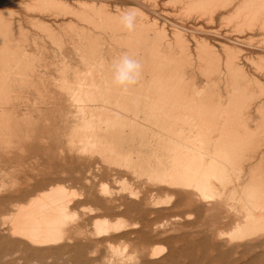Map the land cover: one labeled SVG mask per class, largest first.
I'll return each instance as SVG.
<instances>
[{
	"label": "rangeland",
	"instance_id": "obj_1",
	"mask_svg": "<svg viewBox=\"0 0 264 264\" xmlns=\"http://www.w3.org/2000/svg\"><path fill=\"white\" fill-rule=\"evenodd\" d=\"M35 1L0 0V15L2 14L0 16V120L8 119L9 134L11 135L4 137L0 134V174H2L0 175V219L1 216L13 212L20 205L26 204L33 196L45 190L52 181L54 184H63L69 191L76 192V196L72 201V210L75 212V218L67 223L66 228L67 230L74 227L78 228L81 235L76 238L78 243H75L74 246L64 243L62 246L67 247L66 250L63 247V249L57 248L46 252L27 251L23 255L21 249L7 240L6 236L3 235L4 233L0 230V247L2 248H0V264H64V262L65 264H73L72 262L75 260L74 264H236L237 262V264H263L264 228H257L256 224L249 223L250 235L241 239H233L230 236V232L236 224L247 225L249 218H258L256 217V212L264 211V207H260L264 206V204L261 205V202L258 205L257 202L252 204L255 199L251 195L249 186L250 184L255 188L258 187L256 191L261 187L264 188V65H261L264 64V53H261L264 52V49H262L264 48V29H262L264 27V0H227L228 3L224 0L223 2L227 5L230 3L228 5L229 8L224 11H219V5H216L215 2V4H212L201 0H159V5L158 0L155 2H152L154 0H147L144 5L148 9L149 4H156V15H149L150 17H145V11L134 3L115 2L114 4L118 5L117 9L121 11L137 9V12L135 11L137 13L136 27L131 33L123 29L119 18L114 19L115 21L113 20L115 25L111 23L112 26L109 25L111 26L110 28L107 25L112 21L106 20L104 17L103 19L101 18V20H104V22L102 21L103 24H101L99 23L101 21L100 17H93L95 14L55 16V14L59 15L62 13L61 9L57 10L55 7L53 9V7L50 8V6L45 5L47 9L45 12L44 6H41L42 1ZM56 1H66L70 3L69 5L73 9L76 7L71 4L74 3V0ZM164 1L168 4L167 8L162 5H167ZM185 3L187 4L184 5ZM33 5L39 7L37 10H43L45 13L44 15L42 14L43 18L37 14H31ZM204 5L208 6L209 12ZM171 6L173 7L171 8ZM212 6L215 9L217 8L218 11L214 10ZM8 8L10 9L9 13H5L6 10H9ZM183 8L186 10L184 11ZM109 9L111 12H114V9L116 10L114 6ZM210 9L214 14L213 16ZM2 10L3 13H1ZM56 10L58 11L57 13ZM189 10L194 11L190 12ZM163 13H166L168 17L164 16ZM199 13L202 14V17ZM139 14L141 16L143 14V16L140 17ZM169 14L171 16L174 14V16L171 17ZM185 14L186 16H183ZM196 14L199 15V18ZM26 15L28 18L42 19L46 24L37 23L35 20H27L25 19ZM176 15L177 18L175 17ZM207 16H210L211 19ZM51 17L55 18L52 19ZM95 18H98V21H95ZM155 18L157 21H155ZM207 19H210V21ZM95 22L98 23L96 24ZM150 22L153 24L151 25ZM173 22L174 25L182 27L183 30L186 29L183 31L185 32L184 35H182L184 37V45L185 47L187 46V50L184 52L172 46L168 48L163 41L161 42L160 39L156 40L155 33L151 32L154 28L158 31L162 27L167 36L166 40L171 42L172 35L168 28H170L169 25H173ZM207 22H210L208 26ZM198 26H200V29H198ZM201 29L204 31H201ZM211 29L215 32H211ZM191 30L193 31L191 32ZM230 32L235 35L232 33L229 35L228 33ZM188 33L190 37H188ZM243 33H245V36ZM204 34L206 37H204ZM195 38L204 43L205 48L208 49L207 51L210 50L209 52H211L213 58H211V61L207 56L205 57V52L195 50V42L193 40ZM248 43L251 45H248ZM238 44H243V47ZM262 45L263 47H261ZM224 48L226 49L224 50ZM241 48L244 50H241ZM238 50L240 52H237ZM241 52L242 54L240 55L239 53ZM124 53L139 60L142 64V73L138 83L130 87L127 92L112 83V63ZM244 56L247 57L244 58ZM230 57H234L233 60L232 58L230 60ZM260 57L261 59H259ZM213 60L215 63H211ZM227 60L228 62H226ZM231 61L238 64L237 72L231 69L232 67L229 64ZM250 61L253 65L249 63ZM259 66L261 67L258 69ZM240 67L242 71L239 69ZM91 68L92 70L96 69L93 70L92 75L95 83L103 85L101 78L108 77L106 78L108 80L106 86H108L109 90L105 91L106 89L103 90L100 86V93L102 94H97V91H94L92 97H94L95 102H84L85 100L83 102L72 101L70 95L71 91L76 89L77 78ZM251 69L256 73L254 74ZM164 76H170L172 82L178 85V96H175L177 102L185 103L190 100H198L197 102L202 104V107L197 110L200 113H204L207 120L211 116H215L219 121L221 120L220 122L217 121L216 125L210 124L209 126L201 127L204 133L203 144L200 148L203 149L204 154L208 153L211 155L215 144L223 147L229 145L224 139L225 129L233 131L237 135H246V138L230 143L233 151L231 156H227L228 162H223L224 168L216 171H206L205 175H208L211 190L213 191L211 194L200 192L193 183L188 186L177 185L176 188L170 189L164 186L165 189L164 187H159L162 183L154 181L152 177L163 168L170 165L174 167L175 163L169 162V158L174 159L176 156L167 151L171 148L169 142H184L187 140L184 137L192 130L190 125L185 122L169 126L162 125L153 109H150V105L156 101V92L153 88L156 86L157 80L162 79ZM86 79L88 81V78ZM193 89H199L198 97L193 93L194 91L192 92ZM89 92L87 93L89 94ZM100 103L102 104L101 107L104 108L100 109V107H97L100 106ZM109 109L111 110L109 111ZM114 110L115 112H113ZM82 112L84 115L86 113L85 116L100 117L102 121H105L94 122L93 124L94 126L103 127L95 130V133L99 136L98 141L102 145L91 149L92 151H99V148L100 151L105 152L101 156L96 153L80 151L82 149H80L81 146L78 143L83 141L81 136L86 133V131L79 128L82 124ZM124 116L126 117L124 118ZM130 118L132 119L130 120ZM137 123L138 125H135ZM15 126L19 128L18 132L15 131ZM105 127L107 128L105 129ZM117 130L118 132H116ZM72 131H74V134ZM10 132L17 137H13ZM120 132L124 133V138L113 139L110 137V135ZM171 133L182 135L184 133L185 136L183 135L182 138H180L181 136L171 137ZM145 135L147 136L145 137ZM140 136L143 142L140 140ZM217 136L218 139L216 140ZM6 141H11V144L9 143V147L3 150L5 146L3 144ZM38 141L40 142L38 143ZM26 144L30 148H26L28 147ZM37 145L39 146L38 148H36ZM50 146L52 150L49 149ZM46 148L47 151L45 150ZM37 149L40 151L39 153ZM109 149L113 152H109ZM142 149L146 152H143ZM18 154L25 158L18 157ZM67 156L70 157L68 158ZM47 157H49V161ZM58 157H60V162ZM75 157H77V161ZM43 158L44 160H42ZM65 158L70 160L69 163ZM203 158L205 163L210 161L207 155H203ZM92 159L94 160L90 161ZM100 159H109L110 161L104 163ZM96 160L98 163L95 162ZM23 161H25L26 165L28 163V167L23 165ZM149 162L150 166H148ZM61 163H63V166H61ZM55 164L56 167L54 166ZM74 164H76V167H74ZM29 165L32 168H29ZM67 166L70 168L64 169ZM92 166L93 168L97 166L98 170L97 168L93 169ZM58 168L61 170L59 171ZM146 168L148 169L146 170ZM51 173L52 176H50ZM67 174L68 177H66ZM213 174L215 176H211ZM104 185L106 193H103L101 189ZM26 190L29 192H26ZM135 190L136 192H134ZM173 191L175 194L180 193V195L176 197L175 194H172ZM122 195L127 196L125 197L126 199ZM179 196L181 199H179ZM260 196L264 198L263 195ZM142 197L144 200L141 199ZM262 197L260 198L262 199ZM260 198L259 200H261ZM125 208L128 209L125 210ZM96 217H105L110 222L119 221L122 227L118 231L111 232L108 237L97 240L90 234L92 232L90 223ZM108 243L111 244L113 249H110ZM82 246L84 247L82 248ZM123 247H125V250ZM158 248L162 249L160 256L154 259L151 258L152 252L150 251ZM219 250L220 252H218ZM16 251L17 253H15ZM18 251L22 253L20 252L19 255ZM48 253L54 254L53 257ZM30 255L31 257H29ZM46 255L47 257H45ZM245 255L247 256L245 257ZM152 260L154 262H150ZM90 261L91 263H89Z\"/></svg>",
	"mask_w": 264,
	"mask_h": 264
},
{
	"label": "bare ground",
	"instance_id": "obj_2",
	"mask_svg": "<svg viewBox=\"0 0 264 264\" xmlns=\"http://www.w3.org/2000/svg\"><path fill=\"white\" fill-rule=\"evenodd\" d=\"M38 0H36L35 2H37ZM40 2H41V6H44V8H45V5H47L48 7L50 6V8L51 7H53V9H54V7H55V9H57V10H59V9H61V11H62V13L61 14H59V15H56L55 14V16H65V15H74V14H95L93 17H100V20H101V18L103 19V17L107 20V19H109V21H112V22H105V23H107L108 25H107V27H110L111 28V23L112 24H114L115 25V20H116V18H119V16H120V14H121V10H119V9H117V7H118V5L117 4H114L115 2L117 3V2H119V1H125L126 3H134V4H136V5H138L139 7H141L144 11H145V17L146 16H148V17H150L151 15H153V16H155L156 15V12H155V9H156V4L155 3H153V4H149V9L147 8V7H145V3L147 2V0H74L73 2L74 3H71V4H73V5H75L76 7H74V9L72 8V6H70L69 4L70 3H68V2H61V1H56V0H39ZM156 0H154V1H152V2H155ZM195 1V0H194ZM201 1H207V2H210V3H216V5H219L218 6V8H219V11H224V10H226L227 8H229V4L227 5L226 3H224L223 1L224 0H201ZM227 3H228V1L227 0H225ZM158 2H159V5H160V1L158 0ZM165 2V1H164ZM185 2V1H184ZM198 2V1H197ZM157 3V2H156ZM163 3V2H162ZM161 3V4H162ZM166 4H167V2H165ZM174 3H175V1H174ZM173 3V4H174ZM183 3V2H182ZM193 3V2H192ZM214 3V4H215ZM219 3V4H218ZM240 3H241V1H240ZM30 4V3H29ZM34 4H37V3H34ZM187 3H185L184 5H186ZM205 4V3H204ZM147 5V4H146ZM157 5H158V3H157ZM162 5H164V6H166V8H167V6H168V4L167 5H165V4H162ZM172 5V4H171ZM203 5V4H202ZM208 5H209V3H208ZM7 6V5H6ZM29 6V5H28ZM113 7L114 6V8H116V10L114 9V12H111L110 11V9L109 8H111V7ZM131 6V5H130ZM174 6V5H173ZM173 6H171V8L173 7ZM189 6H191V5H189ZM193 6V5H192ZM204 6H206V5H204ZM214 6V5H213ZM212 6V7H213ZM12 7V6H11ZM24 7V6H23ZM33 7V10H31L32 12H31V14H37L39 17H41V18H43V15L45 14L44 12H43V10H37L39 7L36 5V6H32ZM138 7V8H139ZM159 7V6H158ZM163 7V6H162ZM170 7V6H169ZM200 7H201V5H200ZM207 8H208V6H206ZM209 7H211V6H209ZM232 7H234V6H232ZM255 7V6H254ZM7 8V7H6ZM160 8V7H159ZM164 8V7H163ZM188 8V7H187ZM202 8V7H201ZM9 9V8H8ZM49 9V8H48ZM131 9V8H130ZM133 9H135V8H133ZM132 9V10H133ZM170 9V8H169ZM184 9V8H183ZM191 9V8H190ZM204 9V8H203ZM212 9V8H211ZM211 9H210V12H211ZM213 9L214 10H217V8L215 9L214 7H213ZM213 9H212V11H213ZM5 10V9H4ZM23 10V9H22ZM27 10V9H26ZM37 10V11H36ZM46 8H45V12H46ZM50 10V9H49ZM52 10V9H51ZM56 10V13L58 12ZM77 10H79L78 12H77ZM126 10V9H125ZM137 10V9H136ZM136 10H134V11H136ZM166 10V9H165ZM186 9H184V11H185ZM205 10H206V8H205ZM209 10V8L207 9V11ZM234 10H236L235 8H234ZM9 11H10V9L7 11H5V13L6 12H8L9 13ZM54 11V10H53ZM124 11V10H123ZM162 11V10H161ZM171 11V10H170ZM181 11H182V9H181ZM190 12L192 11H194V10H189ZM188 11V12H189ZM218 11V10H217ZM12 12H13V10H12ZM25 12V11H24ZM28 12H29V10H28ZM35 12H38V13H35ZM48 12V11H47ZM51 12V11H50ZM55 12V11H54ZM54 12H53V15H54ZM137 12V11H136ZM169 12V11H168ZM176 12H177V10H176ZM195 12H196V10H195ZM209 12V11H208ZM207 12V13H208ZM264 12V11H263ZM1 13H3V10H2V12ZM7 13V14H8ZM52 13V12H51ZM141 13V12H140ZM148 13V14H147ZM162 13V12H161ZM177 13H179V12H177ZM205 13V12H204ZM212 13V12H211ZM213 13H214V11H213ZM212 13V16L215 14H213ZM220 13V12H219ZM27 15H28V13H26ZM43 14V15H42ZM159 14V13H158ZM164 14V13H163ZM182 14V13H181ZM188 14V13H187ZM192 14V13H191ZM201 13H199V15H200ZM263 14V13H262ZM2 15V14H1ZM0 15V16H1ZM5 15V14H4ZM27 15H26V18L25 19H27V20H35L37 23H42V24H46V22L45 21H43L42 19V21L39 19V18H32V17H27ZM92 15H90V16H92ZM140 15V17H142L143 16V14H142V16H141V14H139ZM138 15V16H139ZM150 15V16H149ZM161 15V14H160ZM166 15V13L164 14V16ZM170 15V14H169ZM197 15V14H196ZM199 15H197V17L199 18ZM205 15H207V14H205ZM210 15V14H209ZM10 16V15H9ZM23 16V15H22ZM167 16V15H166ZM171 16V15H170ZM169 16V17H170ZM172 16H174V14H172ZM171 16V17H172ZM179 16H180V14H179ZM183 16H186V14L185 15H183ZM201 17H202V14L200 15ZM211 16V15H210ZM210 16H207V17H209L210 18ZM211 16V17H212ZM220 16V15H219ZM86 17V16H85ZM92 17V18H93ZM157 17V16H156ZM161 17H163V16H161ZM168 17V16H167ZM166 17V18H167ZM176 18H177V15L175 16ZM196 17V16H195ZM52 18V17H51ZM55 18V17H54ZM54 18H52V19H54ZM90 18V17H89ZM98 18H95V21L98 19ZM165 18V19H166ZM182 18H184V17H182ZM188 18V17H187ZM190 18V17H189ZM204 19H205V17H203ZM115 19V20H114ZM151 19V18H150ZM154 19V18H153ZM156 19V18H155ZM211 19V18H210ZM210 19H207L208 21H210ZM218 19H220V18H218ZM47 20V19H46ZM51 20V19H50ZM99 20V21H100ZM114 20V21H113ZM152 20V19H151ZM164 20V19H163ZM175 20V19H174ZM177 20V19H176ZM180 20H182V19H180ZM184 20H185V18H184ZM199 20V19H198ZM201 20H202V18H201ZM206 20V19H205ZM1 21V20H0ZM19 21V20H18ZM98 21V20H97ZM104 22V20H101L99 23H101V24H103V22ZM154 21V20H153ZM155 21H157V19L155 20ZM166 21V20H165ZM186 21V20H185ZM192 21V20H191ZM195 21V20H194ZM197 21V20H196ZM212 21V20H211ZM171 22V21H170ZM200 22V21H199ZM203 22H204V20H203ZM96 23V22H95ZM98 23V22H97ZM96 23V24H97ZM117 23V22H116ZM156 23V22H155ZM181 24H183L182 22H180ZM186 23V22H185ZM194 23H196V22H194ZM197 23H198V21H197ZM210 22H207V26H208V24H209ZM54 24V23H53ZM118 24V23H117ZM150 24H151V22H150ZM153 24V23H152ZM151 24V25H152ZM164 24V23H163ZM162 24V25H163ZM166 24V23H165ZM188 24V23H187ZM190 24V23H189ZM109 25H111V26H109ZM149 25V24H148ZM161 25V24H160ZM200 25H201V23H200ZM205 25H206V23H205ZM247 25V24H246ZM257 25V24H256ZM56 26V25H55ZM98 26V25H97ZM119 26V25H118ZM145 26V25H144ZM150 26V25H149ZM156 26V25H155ZM165 26V25H164ZM163 26V27H164ZM170 26V28H168L169 30H170V33H171V35H172V41L171 42H168L166 39H167V36H166V34H165V31H164V29L161 27L158 31H156V29L154 28V30L152 29L151 30V32L152 33H155V39L157 40V39H160V41L162 42H164L167 46H168V48H170V46H172V47H175V48H178L179 50H183V52L185 51V50H187V46L185 47V45H184V37H182V35H184V33L185 32H183V31H185V30H183V28L182 27H179V26H177L176 24L174 25V22H173V25H169ZM168 26V27H169ZM184 26V25H183ZM210 26V25H209ZM254 26V25H253ZM259 26V25H258ZM261 26V25H260ZM259 26V27H260ZM264 26V25H263ZM18 27V26H17ZM93 27V26H92ZM115 27V26H114ZM188 27H190V25H188ZM192 27V26H191ZM195 27H196V25H195ZM202 27V26H201ZM206 27V26H205ZM258 27V28H259ZM262 27V26H261ZM151 28H153V27H151ZM150 28V29H151ZM187 28V27H186ZM167 29V30H168ZM195 29V28H194ZM198 29H200V26H198ZM206 29V28H205ZM238 29H240V28H238ZM262 29H264V27L262 28ZM148 30V29H147ZM208 30V29H207ZM212 30V29H211ZM150 31V30H149ZM193 30H191V32H192ZM198 31V30H197ZM201 31H204V30H202L201 29ZM200 31V32H201ZM206 31V30H205ZM210 31V30H209ZM236 32H237V30H235ZM234 31V32H235ZM260 31V30H259ZM263 31V30H262ZM113 32H114V28H113ZM190 32V33H191ZM211 32H215L214 30H212ZM218 32V31H217ZM220 32V31H219ZM235 32V33H236ZM240 32H242V31H240ZM243 32H245L244 30H243ZM234 34L233 32H230V33H228L229 35L230 34ZM237 33H239V32H237ZM236 33V34H237ZM248 33V32H247ZM252 33V32H251ZM189 34V33H188ZM217 34V33H216ZM226 34V33H225ZM242 34V33H241ZM245 33H243V35H244ZM153 35V34H152ZM186 35V34H185ZM193 35H194V33H193ZM198 35V34H197ZM196 35V36H197ZM201 36H202V34H200ZM218 35V34H217ZM227 35V34H226ZM226 35H224V36H226ZM228 35V36H229ZM235 35V34H234ZM238 35V34H237ZM150 36V35H149ZM192 36V35H191ZM212 36V35H211ZM220 36V35H219ZM245 36V35H244ZM188 37H190V34H189V36ZM200 37V36H199ZM204 37H206L205 36V34H204ZM210 37V36H209ZM212 37H214V36H212ZM212 37H211V39H212ZM216 37V36H215ZM237 37V36H236ZM187 38V37H186ZM197 38V37H196ZM196 38L195 39H193L194 40V42H195V50L196 51H202V52H205V57L207 56V58L208 59H210V61H211V58H212V55H211V52H209V51H207L208 49L207 48H205L206 46L204 45V43L203 42H201L200 40H196ZM200 38H202V37H200ZM220 38V37H219ZM218 38V39H219ZM224 38V37H223ZM242 38V37H241ZM188 39V38H187ZM225 39V38H224ZM228 39V38H227ZM239 39V38H238ZM243 39V38H242ZM246 39V38H245ZM260 39V38H259ZM152 40V39H151ZM186 40V39H185ZM189 40V39H188ZM232 40V39H231ZM244 40V39H243ZM242 40V41H243ZM207 41H208V39H207ZM263 41V40H262ZM153 42V41H152ZM155 42V41H154ZM159 42V41H158ZM205 42V41H204ZM210 42H212V41H210ZM224 42V41H223ZM264 42V41H263ZM237 43V42H236ZM241 43V42H240ZM133 44V43H132ZM141 44V43H140ZM161 44V43H160ZM185 44H186V42H185ZM191 44V43H190ZM194 44V43H193ZM228 44V43H227ZM246 44V43H245ZM250 43H248V45H249ZM126 45V44H125ZM162 45V44H161ZM187 45V44H186ZM240 47L243 45H241V44H238ZM251 45V44H250ZM165 46V45H164ZM208 46V45H207ZM211 46V45H210ZM237 46V45H236ZM235 46V47H236ZM246 46V45H245ZM244 46V47H245ZM257 46V45H256ZM129 47V46H128ZM162 47V46H161ZM171 47V48H172ZM221 47H222V45H221ZM225 47V46H224ZM238 47V46H237ZM243 47V46H242ZM247 47V46H246ZM245 47V48H246ZM259 47V46H258ZM261 47H263V45L261 46ZM148 48V47H147ZM157 48V47H156ZM163 48V47H162ZM165 48H167V47H165ZM208 48H210V47H208ZM229 48H231V47H229ZM247 48H249V47H247ZM139 49V48H138ZM158 49V48H157ZM210 49H213V48H210ZM226 48H224V50H225ZM240 49V48H239ZM243 48H241V50H242ZM251 49V48H250ZM253 49V48H252ZM262 49H264V48H262ZM168 50V49H167ZM222 50V49H221ZM244 50V49H243ZM247 50H249V49H247ZM256 50V49H255ZM138 51V50H137ZM230 51V50H229ZM259 51V50H258ZM257 51V52H258ZM135 52V51H134ZM214 52V51H213ZM212 52V53H213ZM224 52V51H223ZM227 52V51H226ZM235 52V51H234ZM237 52H240L239 50L237 51ZM260 52V51H259ZM132 53V52H131ZM182 53V52H181ZM195 53H197V52H195ZM228 53V52H227ZM231 53H232V51H231ZM253 53V52H252ZM261 53H264V52H261ZM135 54V53H134ZM161 54V53H160ZM226 54V53H225ZM230 54V53H229ZM235 54H236V52H235ZM240 55L242 54V52L241 53H239ZM249 54V53H248ZM256 54V53H255ZM136 55V54H135ZM198 55V54H197ZM201 55V54H200ZM236 55H238V54H236ZM236 55H235V57H236ZM246 55V54H245ZM151 56V55H150ZM217 56V55H216ZM230 56H231V54H230ZM233 56H234V53H233ZM248 56V55H247ZM247 56H244V58H246ZM141 57V56H140ZM202 57V56H201ZM228 57V56H227ZM239 57V56H238ZM238 57H237V59H238ZM243 57V56H242ZM241 57V58H242ZM262 57V56H261ZM261 57L259 58V59H261ZM231 58L232 57H230V60H231ZM234 58V57H233ZM233 58H232V60H233ZM263 58V57H262ZM158 59V58H157ZM202 59H203V57H202ZM205 59V58H204ZM213 59V58H212ZM225 59V58H224ZM257 59V58H256ZM226 60V59H225ZM248 60V59H247ZM246 60V61H247ZM203 61H205V60H203ZM216 61V60H215ZM219 61V60H218ZM241 61V60H240ZM243 61V60H242ZM244 61H245V59H244ZM225 62V61H224ZM226 62H228V60L226 61ZM225 62V63H226ZM248 62V61H247ZM84 63H85V60H84ZM210 63V62H209ZM211 63H215L214 62V60H213V62H211ZM210 63V64H211ZM237 63V62H236ZM241 63V62H240ZM245 63V62H244ZM250 64H252V62L250 61L249 62ZM224 64V63H223ZM229 64H230V66L232 67H230L231 69H233V70H236V72L238 71V64H235V62H229ZM228 64V65H229ZM246 64V63H245ZM86 65V64H85ZM227 65V66H228ZM249 65V64H248ZM253 65V64H252ZM261 65H264V64H261ZM86 66H88V65H86ZM227 66H225V67H227ZM243 66V65H242ZM251 66V65H250ZM261 66H259L258 67V69L260 68ZM248 68H249V66H248ZM255 68V67H254ZM101 69V68H100ZM226 69V68H225ZM240 70H241V67L239 68ZM243 69V68H242ZM93 70H96L95 68L93 69ZM93 70H92V68L91 69H87L85 72H83L82 74H81V76L80 77H78L77 78V85H76V89L75 90H73V91H71L72 93H71V95H70V98H71V100L72 101H74V102H83L84 100V102H86V101H88V102H95V99H94V97H92V94L94 93V91H97V94H102V93H100V91H101V89H100V86H101V88L103 89V90H105V91H108L109 90V88H108V86H106L107 84H108V80L106 79V78H108V77H106V78H104V77H102V76H100V77H102L101 78V83H103V85H100V84H97V83H95V81H94V79H93ZM227 70V69H226ZM230 70V69H229ZM232 70V71H233ZM239 70V71H240ZM252 70V69H251ZM242 71V70H241ZM253 71V70H252ZM257 71V70H256ZM218 72V71H217ZM227 72V71H226ZM235 72V73H236ZM254 72V74L256 73L255 71H253ZM258 72V71H257ZM81 73V72H80ZM80 73H79V75H80ZM99 73H100V71H99ZM102 73V72H101ZM262 73V72H261ZM239 74H240V72H239ZM238 74V75H239ZM250 74V73H249ZM102 75V74H101ZM226 75V74H225ZM263 75V74H262ZM218 76V75H217ZM224 76V75H223ZM241 76V75H240ZM257 76H258V74H257ZM264 76V75H263ZM179 77V76H178ZM260 77V76H259ZM76 78V77H75ZM86 78H88V81H87V79ZM241 78V77H240ZM245 78H247L246 76H245ZM255 79V78H254ZM111 80V79H110ZM229 80V79H228ZM177 81V80H176ZM232 81V80H231ZM250 81H252V80H250ZM254 81V80H253ZM261 81V80H260ZM263 81V80H262ZM247 82H248V80H247ZM150 83V82H149ZM236 83V82H235ZM66 87V86H65ZM177 88H178V85L177 84H174L173 82H172V80H171V77L170 76H164L162 79H159V80H157V84H156V86L153 88L154 89V91L156 92V101H154V103H152L151 105H150V109L152 110L153 109V111H154V113H155V115L156 116H158V119H159V121H160V123L162 124V125H167V126H169V125H175V124H178V123H183V122H185V123H188L189 125H190V128L192 129L186 136L184 135V133H183V135L185 136L184 138H186L187 140H185L184 142H180V143H175V142H169V146H171V148L170 149H168L167 151L168 152H170V153H173L176 157L174 158V159H172V158H169V162H174L175 163V165H174V167H172L171 165L170 166H168V167H166V168H163V169H159L160 171H159V173L158 174H154V176H152L153 177V179H154V181H156V182H158V183H162V185L161 186H159V187H167V189L169 188H176V186L177 185H183V186H188V185H190L191 183H193V184H195L194 186L200 191V192H202V193H205V194H211V193H213V191L211 190V185H210V182H209V180H208V178L209 177H207L208 175H205V173H206V171L207 172H209V171H216V170H219V169H221V168H224V165H222L223 164V162H228V158H227V156H231V153H232V151H233V148H232V146H231V142H234V141H236V140H240V139H244V138H246V135H243V136H241V135H237L235 132H231L230 130H226L225 129V132H224V134H225V136H224V139H225V142H228L229 143V147L228 146H219V145H216L215 144V148H214V151H213V153L210 155V154H208V153H205L204 154V152L202 151L203 149H201L200 147H201V145L203 144V141H202V138H203V131L201 130V127H205V126H209L210 124H212V125H216V123H217V121H219V119H217L215 116H211L208 120L206 119L207 117L204 115V113H200L197 109H199L200 107H202V104H200L199 102H197V101H195V100H190V101H188V102H177L176 101V95L178 94V90H177ZM69 90V89H68ZM90 91V92H89ZM194 91V92H193ZM70 92V91H69ZM87 92H89V94L87 93ZM147 92V91H146ZM192 92L196 95V97H198L199 95V89H193L192 90ZM202 93V92H201ZM10 95V94H9ZM96 95V94H95ZM136 96V95H135ZM178 96V95H177ZM14 97V96H13ZM60 97V96H59ZM106 97V96H105ZM193 97V96H192ZM141 98V97H140ZM194 98V97H193ZM16 99V98H15ZM179 99V98H178ZM108 101V100H107ZM13 102V101H12ZM52 102V101H51ZM50 102V103H51ZM73 102V103H74ZM120 102V101H119ZM102 103V102H101ZM100 103V106H97V107H100V109L101 108H104V107H101V104ZM92 104V103H91ZM91 104H89V105H91ZM105 104H106V102L104 103V106H105ZM111 104V103H110ZM85 105H88V104H85ZM97 105V104H96ZM130 105H132V104H130ZM52 106V105H51ZM70 106V105H69ZM76 106H78V105H76ZM134 106V105H133ZM4 107V106H3ZM53 107V106H52ZM72 107V106H71ZM82 107H83V105H82ZM85 107V106H84ZM92 107H94V106H92ZM91 107V108H92ZM216 107V106H215ZM1 108H2V106H1ZM78 108V107H77ZM109 108V107H108ZM108 108H106V109H108ZM88 109H89V106H88ZM132 109V108H131ZM71 110H72V108H71ZM111 109H109V111H110ZM69 111V110H68ZM88 111V110H87ZM117 111V110H116ZM84 112V111H83ZM83 112H82V114H83ZM95 112V111H94ZM113 112H115V110L113 111ZM134 112V111H133ZM98 113V112H97ZM106 113V112H105ZM118 113V112H117ZM122 113V112H121ZM73 114V113H72ZM107 114V113H106ZM67 115H68V113H67ZM85 115H86V113H85ZM84 114H83V116H82V118H81V116H80V118H81V122H82V124H81V126L79 127V128H81L83 131H86V133H84V134H82V136H81V138L83 139V141H81V142H79L78 143V145L79 146H81V148L80 149H82V150H80L81 152H90V153H96L98 156H101V155H103V153H105V152H103V151H100V149L98 148V150L99 151H92L91 149L93 148V147H97V146H100V145H102V143L101 142H99L98 141V138H99V136L95 133V130H99V129H102L103 127L102 126H94L93 124H94V122H98V123H100V122H105L104 120L102 121V118H100V117H98V118H92V116H90V115H88V116H85ZM124 115H126V114H124ZM150 115V114H149ZM25 116V115H24ZM120 116H122V114H120ZM68 117V116H67ZM66 117V118H67ZM126 116H124V118H125ZM130 117V116H129ZM140 117V116H139ZM132 118H130V120H131ZM70 120V119H69ZM106 120V119H105ZM117 121V120H116ZM127 121V120H126ZM136 121H138V120H136ZM221 121V120H220ZM219 121V122H220ZM133 122V121H132ZM78 123V122H77ZM125 123H127V122H125ZM157 123V122H156ZM8 119H5V120H0V134H1V136H7V135H10L9 134V128H8ZM73 124V123H72ZM115 124V123H114ZM118 124V123H117ZM128 124H129V122H128ZM135 125H138V123L137 124H135ZM219 125V124H218ZM114 126V125H113ZM115 126H116V124H115ZM124 126V125H123ZM140 126V125H139ZM177 126V125H176ZM72 127V126H71ZM76 127V126H75ZM102 127V128H101ZM122 127V126H121ZM142 127H144L143 125H142ZM178 127V126H177ZM7 128H8V130H7ZM15 128V131L16 132H18V127L17 126H15L14 127ZM66 128V127H65ZM107 127H105V129H106ZM124 128V127H123ZM127 128H129V127H127ZM134 128V127H133ZM152 128V127H151ZM6 129V130H5ZM73 129V128H72ZM115 129V128H114ZM147 129V128H146ZM149 129V128H148ZM180 129H182V128H180ZM74 130V129H73ZM125 130V129H124ZM131 130V129H130ZM176 130V129H175ZM184 130H185V128H184ZM63 131H64V129H63ZM121 131V130H120ZM152 131H153V129H152ZM73 132V134H74V131H72ZM101 132V131H100ZM116 132H118V130L116 131ZM145 132V131H144ZM148 132V131H147ZM10 133H12V132H10ZM70 133V132H69ZM103 133H104V131H103ZM111 133H112V131H111ZM13 134V133H12ZM61 134H62V132H61ZM68 134V133H67ZM77 134V133H76ZM100 134V133H99ZM144 134V133H143ZM51 135V134H50ZM70 135V134H69ZM107 135H109V134H107ZM149 135V134H148ZM162 135V134H161ZM183 135L182 134H174V133H171V137L172 136H174V137H178V136H181L180 138H182L183 137ZM11 136V135H10ZM13 137H17L15 134H13L12 135ZM76 136V135H75ZM131 136H132V134H131ZM147 135H145V137H146ZM32 137V136H31ZM52 137H53V135H52ZM74 137V136H73ZM77 137V136H76ZM110 137L111 138H113V139H122V138H124L125 137V135H124V133L123 132H120V133H115V134H112V135H110ZM143 137V136H142ZM55 138H57V137H55ZM128 138V137H127ZM162 138H163V136H162ZM165 138V137H164ZM169 138V137H168ZM179 138V139H180ZM81 139V140H82ZM103 139H104V137H103ZM132 139H133V137H132ZM134 139H135V137H134ZM150 139V138H149ZM156 139V138H155ZM218 139V136L216 137V140ZM71 140H72V137H71ZM137 140V139H136ZM140 140H141V136H140ZM145 140V139H144ZM50 141H51V139H50ZM52 141H54V140H52ZM56 141H57V139H56ZM61 141V140H60ZM142 141V140H141ZM149 141V140H148ZM174 141V140H173ZM40 141H38V143H39ZM130 142V141H129ZM143 142V141H142ZM150 142V141H149ZM178 142V141H177ZM9 143L11 144V141L9 142V141H6L4 144H3V146H4V148H3V150H6L7 149V147H9ZM30 143V142H29ZM38 143H35V144H38ZM48 144H50V143H48ZM127 144V143H126ZM129 144H133V143H129ZM28 147H26V148H30L29 147V145L28 144H26ZM26 145H24V146H26ZM39 145V144H38ZM37 145V147L36 148H38L39 146ZM51 146H52V144H50ZM67 145V144H66ZM121 145V144H120ZM135 145V144H134ZM134 145H132V146H134ZM136 145H138V144H136ZM35 146V145H34ZM51 146H50V148L49 149H51L52 150V148H51ZM71 146H72V144H71ZM32 147V146H31ZM52 147H55V146H52ZM60 147V146H59ZM138 147V146H137ZM145 147V146H144ZM34 148V147H33ZM152 148V147H151ZM169 148V147H168ZM35 149V148H34ZM59 149V148H58ZM57 149V150H58ZM65 149V148H64ZM64 149H61V150H64ZM139 149V151L141 150L140 149V147L138 148ZM41 150H43V149H41ZM46 151H47V148L45 149ZM61 150H59V151H61ZM143 150V149H142ZM213 150V149H212ZM35 151V150H34ZM37 151H38V153L40 152L38 149H37ZM68 151V150H67ZM135 151H137V150H135ZM12 153H13V151H11ZM49 152H51V151H49ZM48 152V153H49ZM109 152H113L111 149H109ZM143 152H146V151H144L143 150ZM151 152V151H150ZM36 153V152H35ZM61 153H63V152H61ZM133 153V152H132ZM11 154V153H10ZM15 154V153H14ZM37 154V153H36ZM64 154V153H63ZM62 154V155H63ZM68 154V153H67ZM142 154V153H141ZM13 155V154H12ZM19 155V154H18ZM32 155V154H31ZM41 155V154H40ZM48 155V154H47ZM53 155V154H52ZM143 155V154H142ZM164 155H166V154H164ZM203 155H207L208 157H209V162H206L205 163V161H204V158H203ZM34 156V155H33ZM37 156H39V155H37ZM45 156H46V154H45ZM66 156V155H65ZM4 157V156H3ZM18 157H21L20 155L18 156ZM61 157V156H60ZM60 157H58V161H59V158ZM68 158L70 157V156H67ZM77 157H79V156H77ZM77 157H75V160L77 161ZM112 157V156H111ZM14 158H15V156H14ZM21 158H25L24 156L23 157H21ZM41 158V157H40ZM48 158L49 157H47V160H48ZM52 158V157H51ZM50 158V159H51ZM71 158H72V156H71ZM16 159H17V157H16ZM46 159V158H45ZM65 159H67V158H65ZM79 159V158H78ZM137 159H138V157H137ZM139 159H141V158H139ZM14 160V159H13ZM23 160V159H22ZM25 160V159H24ZM42 160H44V158L42 159ZM46 160V161H47ZM57 160V159H56ZM56 160H53V161H56ZM63 160V159H62ZM68 160V159H67ZM73 160V159H72ZM75 160H73V161H75ZM94 159H92V160H90V161H93ZM101 160V162H104V163H108L110 160L109 159H100ZM123 160V159H122ZM49 161V160H48ZM61 161V160H60ZM59 161V162H60ZM65 161V160H64ZM69 161L70 160H68V163H69ZM90 161H89V163H90ZM124 161H125V159H124ZM143 161V160H142ZM150 161V160H149ZM11 162V161H10ZM14 162V161H13ZM18 162H20L19 160H18ZM25 161H23V165H26L25 163H24ZM57 162V161H56ZM59 162H57V164H60ZM95 162H97L98 163V161L96 160ZM94 162V163H95ZM29 163H30V161H29ZM35 163H36V161H35ZM35 163H34V165H35ZM46 163H48V162H46ZM79 163V162H78ZM97 163H96V165H97ZM119 163V162H118ZM143 163H144V161H143ZM17 164V163H16ZM20 164H21V162H20ZM19 164V165H20ZM31 164V163H30ZM37 164H38V162H37ZM49 164H51L50 162H49ZM49 164H47V165H49ZM63 163H61V166H63L62 165ZM64 164H66V163H64ZM71 164H72V162H71ZM142 164V163H141ZM163 164V163H162ZM165 164V163H164ZM27 165H28V163H27ZM26 165V166H27ZM33 165V166H34ZM40 165V164H39ZM38 165V166H39ZM45 165V164H44ZM44 165H42V166H44ZM46 165V166H47ZM76 164H74V167H76L75 166ZM90 165V164H89ZM88 165V166H89ZM92 165H93V162H92ZM99 165V164H98ZM51 166V165H50ZM55 167H56V164L54 165ZM60 166V165H59ZM58 166V167H59ZM71 166V165H70ZM78 166V165H77ZM101 166V165H100ZM105 166V165H104ZM138 166V165H137ZM148 166H150V162H149V164H148ZM19 167H22V166H19ZM28 167V166H27ZM36 167V166H35ZM52 167V166H51ZM87 167V166H86ZM154 167V166H153ZM152 167V168H153ZM159 167V166H158ZM10 168V167H9ZM29 168H32L30 165H29ZM29 168H27V169H29ZM37 168H39V167H37ZM40 168H41V165H40ZM45 168V167H44ZM44 168H42V169H44ZM48 168H49V166H48ZM48 168H46V169H48ZM67 168H70L69 166H67L66 168H64V169H67ZM92 168H93V166H92ZM95 168H97V170H98V167L96 166H94V168L93 169H95ZM105 168V167H104ZM104 168H102V169H104ZM11 169V168H10ZM13 169V168H12ZM16 169V168H15ZM22 169V168H21ZM45 169V170H46ZM57 169V168H56ZM59 169V168H58ZM91 169V168H90ZM111 169V168H110ZM148 168H146V170H147ZM6 170V169H5ZM32 170V169H31ZM49 170V169H48ZM61 169H59V171H60ZM63 170V169H62ZM70 170V169H69ZM77 170V169H76ZM75 170V171H76ZM92 170V169H91ZM121 170V169H120ZM119 170V171H120ZM26 171V170H25ZM43 171V170H42ZM54 171H55V169H54ZM74 171V172H75ZM80 171V170H79ZM118 171V172H119ZM29 172V171H28ZM39 172V171H38ZM48 172V171H47ZM47 172H45V173H47ZM64 172H65V170H64ZM5 173V172H4ZM44 173V172H43ZM55 173V172H54ZM70 173V172H69ZM73 173V172H72ZM85 173V172H84ZM99 173H100V171H99ZM98 173V174H99ZM102 173V172H101ZM123 173V172H122ZM222 173V172H221ZM11 174V173H10ZM41 174V173H40ZM80 174V173H79ZM95 174V173H94ZM97 174V175H98ZM152 174V173H151ZM220 174V173H219ZM0 175H2V174H0ZM43 175V174H42ZM46 175V174H45ZM72 175V174H71ZM87 175V174H86ZM30 176H33V175H30ZM50 176H52V173H51V175ZM54 176H57V175H54ZM92 176H93V174H92ZM211 176H215V174H213V175H211ZM218 176V175H217ZM66 177H68V174H67V176ZM96 177V176H95ZM131 177V176H130ZM1 178H2V176H1ZM61 177L59 176V179H60ZM92 178V177H91ZM217 178V177H216ZM56 179V178H55ZM88 179V178H87ZM100 179V178H99ZM11 180V179H10ZM16 180V179H15ZM61 180V179H60ZM66 180H68V179H66ZM71 180V179H70ZM44 181V180H43ZM135 181V180H134ZM142 181V180H141ZM21 182V181H20ZM44 182H46V181H44ZM43 182V183H44ZM1 183V182H0ZM3 183H5V182H3ZM49 183V182H48ZM91 183V182H90ZM95 183H96V181H95ZM102 183V182H101ZM137 183V182H136ZM71 184V183H70ZM103 184V183H102ZM125 184V183H124ZM249 184V183H248ZM247 184V185H248ZM1 185V184H0ZM42 185V184H41ZM81 185V184H80ZM139 185V184H138ZM79 186V185H78ZM150 186V185H149ZM246 186V185H245ZM249 186H250V188H251V190H250V192H251V195L252 196H254V198L253 199H255V200H253L254 201V203L252 202V204H255L256 202H257V205L261 202V205L262 204H264V198L262 197V196H260L258 193H257V191H256V188H258V187H254L253 185L251 186L250 184H249ZM155 187V186H154ZM153 187V188H154ZM164 187V188H165ZM110 188H112V187H110ZM118 188V187H117ZM253 188V189H252ZM81 189V188H80ZM83 189H85V188H83ZM102 192L103 193H106L107 191H106V188H105V185L104 186H102ZM107 189H109V188H107ZM166 189V188H165ZM180 189H181V187H180ZM234 189V188H233ZM246 189V188H245ZM94 190V189H93ZM249 190V189H248ZM172 191V190H171ZM176 191V190H175ZM184 191V190H183ZM26 192H29V191H27L26 190ZM80 192V191H79ZM134 192H136V190L134 191ZM178 192H179V190H178ZM215 193V192H214ZM249 193V192H248ZM82 194V193H81ZM89 194V193H88ZM137 194H139V193H137ZM172 194H175L174 193V191H173V193ZM185 194V193H184ZM29 195V194H28ZM130 195H131V193H130ZM176 195V197H177V195H180V193L179 194H175ZM174 195V196H175ZM256 195V196H255ZM75 196H76V192L75 191H69V190H67L64 186H63V184H61V183H52V181L48 184V186L46 187V189L45 190H42V191H40L39 192V194L38 195H36V196H33L26 204L24 203V205H20L19 207H17L13 212H10V213H8L7 215H3V216H1V219H0V230L4 233L3 235L4 236H6V238H7V240H9L10 242H12L13 244H15L16 246H18L19 247V249H21V251L23 252V255L25 254V253H27V251H35V252H46V251H49V250H53V249H59V248H62L63 249V247L64 246H62L64 243L65 244H68V245H73L74 246V244L75 243H78V242H76V238L79 236V235H81V233H80V231L78 230V228H72V229H69V230H67V228H66V225H67V223L69 222V221H72L74 218H75V212L72 210V205H73V203H72V201H73V199L75 198ZM119 196H120V194H119ZM123 196V195H122ZM139 196V195H138ZM182 196V195H181ZM208 196V195H207ZM210 196V195H209ZM212 196V195H211ZM214 196V195H213ZM264 196V195H263ZM124 198L125 197H127V196H123ZM122 197V198H123ZM139 197H141V196H139ZM169 197V196H168ZM180 197V196H179ZM183 197V196H182ZM187 197V196H186ZM260 197H262V199L260 198ZM207 198V197H206ZM212 198V197H211ZM229 199H230V197H228ZM248 198V197H247ZM259 198L261 199V200H259ZM1 199H2V197H1ZM91 199V198H90ZM112 199H114V198H112ZM126 199V198H125ZM137 199V198H136ZM141 199H143V197L141 198ZM179 199H181V197L179 198ZM183 199V198H182ZM20 200V199H19ZM144 200V199H143ZM263 200V201H262ZM99 201V200H98ZM97 201V202H98ZM138 201V200H137ZM136 201V202H137ZM251 201V200H250ZM155 202H157V201H155ZM242 202V201H241ZM263 202V203H262ZM80 203V202H79ZM125 203H127V202H125ZM129 203V202H128ZM153 203V202H152ZM2 204V203H1ZM148 204V203H147ZM124 205V204H123ZM167 205V204H166ZM171 205V204H170ZM9 206V205H8ZM81 206V205H80ZM128 206H129V204H128ZM138 206V205H137ZM159 206V205H158ZM127 207V206H126ZM191 207V206H190ZM245 207V206H244ZM260 207H264V206H260ZM112 208V207H111ZM248 208V207H247ZM79 209V208H78ZM110 209V208H109ZM126 209H128V208H125V210ZM83 210V209H82ZM103 210V209H102ZM249 210V209H248ZM104 211V210H103ZM245 211H247L246 209H245ZM196 212V211H195ZM194 212V213H195ZM251 213V212H250ZM249 214V213H248ZM247 215V214H246ZM245 215V216H246ZM255 216V215H254ZM163 217V216H162ZM250 217V216H249ZM251 217H253L252 215H251ZM256 217H258L257 219L256 218H249L248 219V224L247 225H239V224H236L235 226H234V228L232 229V231L230 232V236L233 238V239H241L242 237H248L250 234H249V223H252V224H256V227L257 228H259V227H261L262 229L264 228V211L263 212H261V211H258V212H256ZM93 219V218H92ZM175 219V218H174ZM243 221H245V220H243ZM236 222V221H235ZM234 222V223H235ZM240 223V222H239ZM91 224V230H92V232L90 233L91 235H92V237H94L95 239H104V238H106V237H108V235L111 233V232H115V231H118L121 227H122V224L119 222V221H114V222H110V221H108L105 217H96V218H94L93 219V221H92V223H90ZM245 224V223H244ZM230 226V225H229ZM129 229V228H128ZM230 229V230H231ZM90 231V230H89ZM131 231V230H130ZM225 231V230H224ZM223 231V232H224ZM228 231V230H227ZM122 232H124V231H122ZM119 233V232H118ZM117 233V234H118ZM145 233V232H144ZM228 233V232H227ZM129 234V233H128ZM219 234V233H218ZM212 237V236H211ZM261 237H262V235H261ZM5 238V237H4ZM85 238V237H84ZM222 238V237H221ZM79 239V238H78ZM86 239V238H85ZM87 239H88V237H87ZM178 239V238H177ZM180 239V238H179ZM219 239V238H218ZM260 239V238H259ZM262 239V238H261ZM1 240V239H0ZM82 240V239H81ZM84 240V239H83ZM87 241V240H86ZM169 241V240H168ZM211 241H212V239H211ZM219 241V240H218ZM253 241V240H252ZM261 241V240H260ZM2 242H3V240H2ZM1 242V243H2ZM80 243V242H79ZM104 243V242H103ZM117 243V242H116ZM236 243V242H235ZM254 243H255V241H254ZM254 243H253V245H254ZM3 244V243H2ZM9 244V243H8ZM81 244H83V243H81ZM87 244V243H86ZM155 244V243H154ZM224 244V243H223ZM108 245L110 246V249H113V247H111V244L110 243H108ZM160 245V244H159ZM164 245V244H163ZM162 245V246H163ZM95 246V245H94ZM98 246H100V245H98ZM167 246V245H166ZM165 246V247H166ZM225 246H226V244H225ZM238 246H239V244H238ZM84 246H82V248H83ZM257 247V246H256ZM1 248V247H0ZM67 248V247H66ZM66 248L64 247V249L66 250ZM75 248H76V246H75ZM81 248V249H82ZM156 248V247H155ZM258 248H259V246H258ZM2 249V248H1ZM17 249V248H16ZM123 249L125 250V247H123ZM144 249V248H143ZM172 249V248H171ZM175 249V248H174ZM246 250H247V248H245ZM4 250V249H3ZM78 250V249H77ZM136 250V249H135ZM168 250V249H167ZM166 250V251H167ZM227 250V249H226ZM245 250V251H246ZM20 251V252H21ZM150 251V250H149ZM230 251V250H229ZM243 251H244V249H243ZM4 252V251H3ZM19 252V251H18ZM20 252H19V255H20ZM21 252V253H22ZM60 252V251H59ZM73 252V251H72ZM79 252V251H78ZM150 252H152L151 253V258H158V256H160V254H161V252H162V249H160V248H158V249H155V250H152V251H150ZM173 252V251H172ZM218 252H220V250L218 251ZM227 252V251H226ZM237 252H239V251H237ZM8 253H10V252H8ZM7 253V254H8ZM15 253H17V251L15 252ZM82 253V252H81ZM6 254V255H7ZM11 254V253H10ZM9 254V255H10ZM49 254V253H48ZM134 254V253H133ZM148 254H149V252H148ZM171 254V253H170ZM222 254V253H221ZM240 254H241V252H240ZM12 255V254H11ZM16 255H18V254H16ZM18 255V256H19ZM39 255V254H38ZM49 255H51V254H49ZM54 255V254H53ZM53 255H51L52 257H53ZM72 255V254H71ZM165 255V254H164ZM218 255V254H217ZM216 255V256H217ZM224 255V254H223ZM225 255H227V254H225ZM248 255V254H247ZM247 255H245V257L247 256ZM263 255V254H262ZM51 256H49V257H51ZM58 256V255H57ZM216 256H214V257H216ZM237 256H239V255H237ZM3 257V256H2ZM16 257V256H15ZM29 257H31V255L29 256ZM39 257V256H38ZM45 257H47V255L45 256ZM73 257V256H72ZM257 257V256H256ZM14 258V257H13ZM55 258V257H54ZM77 258V257H76ZM79 258H81V257H79ZM83 258V257H82ZM85 258V257H84ZM90 258V257H89ZM149 258V257H148ZM232 258V257H231ZM230 258V259H231ZM24 259V258H23ZM36 259V258H35ZM42 259V258H41ZM78 259V258H77ZM91 259V258H90ZM93 259V258H92ZM95 259V258H94ZM224 259V258H223ZM246 259V258H245ZM256 259V258H255ZM30 260V259H29ZM68 260H70V259H68ZM166 260V259H165ZM221 260V259H220ZM254 260V259H253ZM3 261V260H2ZM15 261V260H14ZM13 261V262H14ZM24 261V260H23ZM43 261V260H42ZM60 261V260H59ZM61 261H63V260H61ZM64 261H66V260H64ZM76 261V260H75ZM75 261L74 262H72L73 264L75 263ZM84 261V260H83ZM230 261H232V260H230ZM238 261V260H237ZM255 261V260H254ZM0 262H1V260H0ZM12 262V261H11ZM30 262H31V260H30ZM55 262H56V260H55ZM54 262V263H55ZM150 262H154L153 260L152 261H150ZM167 262V261H166ZM240 262V261H239ZM256 262H258V261H256ZM15 263V262H14ZM63 263V262H62ZM89 263H91V261L89 262ZM235 263V262H234ZM238 263V262H237ZM236 263V264H237ZM249 263H250V260H249ZM255 263V262H254ZM10 264V263H9ZM30 264V263H29ZM50 264V263H49ZM56 264V263H55ZM58 264V263H57ZM64 264H65V262H64ZM81 264V263H80ZM92 264V263H91ZM156 264V263H155ZM256 264V263H255ZM264 264V263H263Z\"/></svg>",
	"mask_w": 264,
	"mask_h": 264
},
{
	"label": "clouds",
	"instance_id": "obj_3",
	"mask_svg": "<svg viewBox=\"0 0 264 264\" xmlns=\"http://www.w3.org/2000/svg\"><path fill=\"white\" fill-rule=\"evenodd\" d=\"M119 21L123 29L131 33L136 27L137 13L134 10H124L119 16ZM111 68L112 83L125 92L138 83L142 73L140 61L127 53L114 60Z\"/></svg>",
	"mask_w": 264,
	"mask_h": 264
},
{
	"label": "crops",
	"instance_id": "obj_4",
	"mask_svg": "<svg viewBox=\"0 0 264 264\" xmlns=\"http://www.w3.org/2000/svg\"><path fill=\"white\" fill-rule=\"evenodd\" d=\"M257 191L260 195H264V188L261 187Z\"/></svg>",
	"mask_w": 264,
	"mask_h": 264
}]
</instances>
